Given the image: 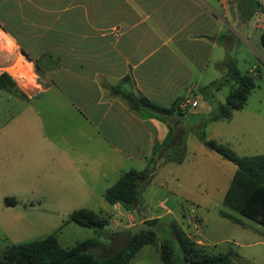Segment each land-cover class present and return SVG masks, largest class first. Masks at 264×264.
<instances>
[{"label": "crops", "instance_id": "1", "mask_svg": "<svg viewBox=\"0 0 264 264\" xmlns=\"http://www.w3.org/2000/svg\"><path fill=\"white\" fill-rule=\"evenodd\" d=\"M238 4V0H0L2 52L16 55L15 62L22 54L27 64L39 70V92L22 99H35L61 111L73 126L69 135L60 133L59 120L48 116L41 106L39 127L37 122L30 123L33 111L11 117L0 126V133L15 134L19 139L0 144V159H12L9 173L19 174L32 150L35 157L39 154V159L47 160L56 180L102 197L123 172L144 169L157 151L186 149L180 122L185 115L167 125L147 108L131 110L113 89L143 96L161 107L184 98L201 99L189 109L190 114L200 120L208 117L219 103L211 100L218 90L204 94L200 89L221 79L222 72L213 65L221 63L227 51L237 64V44L243 42L248 54L264 62L260 42L264 9L257 3L240 10ZM39 62L44 64L43 72ZM253 70L257 66L247 72L255 74ZM50 90L53 92L48 93ZM42 122L51 132L56 127V134L40 132ZM29 138L33 140L28 142ZM171 164L170 183L168 177L164 183L177 200L170 204L164 198L155 205L159 210L147 215L150 218L137 220L128 228L167 214L179 224L176 216L188 203L183 190L187 179L180 183L182 162ZM109 207L117 213L123 210L118 204ZM183 217L193 226L186 213ZM235 218L243 223L240 226L264 237L257 223ZM3 225L1 254L10 246L4 245L9 239L5 229L10 225ZM194 230L198 233L200 228ZM193 241L204 246L200 240ZM253 244L264 245L260 241Z\"/></svg>", "mask_w": 264, "mask_h": 264}, {"label": "rangeland", "instance_id": "2", "mask_svg": "<svg viewBox=\"0 0 264 264\" xmlns=\"http://www.w3.org/2000/svg\"><path fill=\"white\" fill-rule=\"evenodd\" d=\"M238 3L240 10L249 9L250 6H255L257 3H260L264 9V0H238ZM2 41L0 39V45ZM244 45L243 42L237 44L239 47V52L236 53L238 55L237 67L241 72H244L251 69L252 65L257 66V70H253L255 72V87L248 95L245 105L239 110H234L228 120L206 122L204 119L205 127H203V123L197 126L204 120L190 114V110L186 111L184 118L180 117L187 143L186 149L184 146L182 149L174 147L155 153V158H152L153 163L150 165L154 169V175L141 195L142 206L138 214H129L121 209L117 213L116 210L104 203L100 193L95 195L82 193L74 189L68 182H59L49 170L50 165L47 160L42 157L39 159V154L35 157L32 150L27 153L19 174L9 173L12 159L9 162L0 159V227L3 223L10 225L9 230L5 229L9 234V239L4 245L25 244L44 239L47 236H54L62 248H70L78 242L94 239L98 244L94 248L95 254L98 256L108 255L124 242L123 233L131 223L147 218L148 214L158 211L159 209L155 208V205L164 198H167L170 204L177 200L171 193L172 191L165 187L164 180L168 177V182H165L170 183V175L174 170L171 163L180 159L182 162L180 183L184 181V178L187 179L183 190L188 194L185 210L182 207L176 216L181 229L191 240L203 242L202 249L207 253L220 254L232 250L236 254L232 257L233 264H264V245L253 244L257 241L264 243V237L219 215L220 211H227L245 223L255 224L239 214L225 209L221 204L235 166L206 148L198 140L202 134L207 140L213 139L228 145L239 156L264 154V62L253 58L254 55L248 54ZM15 56H9L2 52L0 47V74L5 73L13 84L0 90V126L9 122L11 117L19 112L33 111L34 117L30 123L37 122L39 127L38 112L41 106L48 116L59 120L57 128L60 133L69 135L73 126L68 122L67 115L59 110H53L35 99H22V97H26V94L33 95L39 92V70L31 66L32 71L29 72L27 67L29 69L31 67L27 65L26 58L22 54L17 55L16 66L10 68L12 62H15L13 61L16 59ZM39 65L43 72L44 64L39 62ZM6 69L11 72L17 71V73H14L12 78L5 72ZM51 92L53 91L50 90L48 93ZM227 92L228 89L222 87L212 95L211 100L223 104ZM197 102L200 104L201 99ZM176 119L178 117H174L170 124H173L172 121ZM30 123L26 121V126H30ZM42 126L43 129H39L40 132H45L47 136L56 134V127H53L51 132L44 122H42ZM21 140L23 141V138ZM32 140L29 138L28 142ZM15 141H19L15 134L0 133V144ZM43 154L44 151H41V156ZM172 183L175 185V182ZM4 198H14L17 204L14 207H5ZM81 208L108 217V225L103 229L94 230L79 226L71 221L70 215L73 211ZM191 208L201 221L198 233L195 232L192 225L185 223V219H183L185 213L191 216ZM170 215L155 219L156 223L152 230L156 242L171 240L170 245L175 260L179 264H191L184 261L179 247L172 240L168 224L174 217L170 218ZM148 220H152V218ZM259 229L264 231L261 226ZM0 259H2L1 253ZM129 264L163 263L156 248L145 246L139 250L138 256Z\"/></svg>", "mask_w": 264, "mask_h": 264}, {"label": "trees", "instance_id": "3", "mask_svg": "<svg viewBox=\"0 0 264 264\" xmlns=\"http://www.w3.org/2000/svg\"><path fill=\"white\" fill-rule=\"evenodd\" d=\"M260 42L264 48V31L260 35ZM213 66L222 72L221 79L202 87L200 91L207 94L210 89L217 91L227 87L228 92L224 103L217 104L215 110L205 118L206 122L228 120L234 110H239L245 105L248 95L255 87V74L241 72L236 60L228 51L224 60ZM12 85L5 73L0 74V90ZM113 92L120 94L131 110L147 108L167 125H170L174 117L184 115L178 109L180 100L175 101L170 107H161L143 96L121 93L117 89H113ZM205 120L199 122V126L203 123L205 127ZM198 140L236 168L223 196L222 206L264 228V154L239 156L228 145L213 139L207 140L202 134ZM152 163L153 159L150 158L144 169H129L123 172L113 185L103 191V201L109 206L118 204L123 210L138 214L142 206L141 195L154 175V169L150 166ZM3 203L5 207H13L17 204L14 198H4ZM219 215L235 224L243 225L239 219L227 212L221 211ZM70 220L79 226L94 230L103 229L108 225V217L84 208L73 211ZM143 223L147 226L146 230L133 237H130L126 230L123 233L124 242L105 256L95 254L94 248L98 244L94 239L78 242L70 248H62L54 236H47L38 241L7 247L2 254L0 264H129L144 246L156 248L163 264H179L173 255L171 240L156 242L152 230L156 220H146ZM168 227L184 261L191 264H233L232 257L236 254L232 250L220 254L207 253L187 236L176 221H169Z\"/></svg>", "mask_w": 264, "mask_h": 264}, {"label": "built area", "instance_id": "4", "mask_svg": "<svg viewBox=\"0 0 264 264\" xmlns=\"http://www.w3.org/2000/svg\"><path fill=\"white\" fill-rule=\"evenodd\" d=\"M18 61L14 62L10 68H13L16 66V63ZM10 77L13 78V75H14V72L12 71H9L6 69L5 71ZM197 106V101L195 99H192V98H184L182 100H180L179 104H178V109L181 111V112H185L191 108H195ZM190 213H191V216L187 215L188 217V221L190 224H193L194 228L196 230H198L200 227H201V221L199 220V218L194 214V210L191 208L190 209ZM188 236V235H187ZM189 237V236H188ZM190 238V237H189Z\"/></svg>", "mask_w": 264, "mask_h": 264}, {"label": "water", "instance_id": "5", "mask_svg": "<svg viewBox=\"0 0 264 264\" xmlns=\"http://www.w3.org/2000/svg\"><path fill=\"white\" fill-rule=\"evenodd\" d=\"M176 120H174L172 122L174 123ZM146 229H147V226L143 222H141V223H137V224L133 225L132 227L128 228L127 231L129 232V236L133 237L137 233H139L143 230H146Z\"/></svg>", "mask_w": 264, "mask_h": 264}, {"label": "bare ground", "instance_id": "6", "mask_svg": "<svg viewBox=\"0 0 264 264\" xmlns=\"http://www.w3.org/2000/svg\"><path fill=\"white\" fill-rule=\"evenodd\" d=\"M27 65H29V64H27ZM30 67H31V66H30ZM27 68H28L29 72L32 71V67H31V69H29V67H27ZM14 73L16 74L17 71H15Z\"/></svg>", "mask_w": 264, "mask_h": 264}]
</instances>
